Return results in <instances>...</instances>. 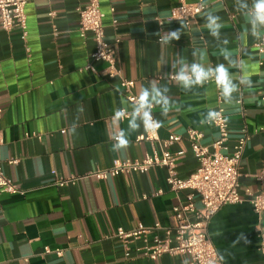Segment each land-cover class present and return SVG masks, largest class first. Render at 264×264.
<instances>
[{
	"label": "crops",
	"instance_id": "obj_1",
	"mask_svg": "<svg viewBox=\"0 0 264 264\" xmlns=\"http://www.w3.org/2000/svg\"><path fill=\"white\" fill-rule=\"evenodd\" d=\"M86 1L29 0L24 39L17 24L9 31L0 27V167L19 191L0 193V264H189L187 255L150 259L136 250L141 239L126 242L115 236L118 228L172 227V207L185 192L167 189L164 167L104 179L92 175L114 159H140L159 144L137 141L143 128L127 129L134 105L118 80L101 72L105 64L93 63L96 72L84 69L93 45L90 35L78 32L77 9ZM99 3L105 40L115 50L122 75L134 81V93L155 86L169 100L165 115L158 105L152 111L163 122L160 139L180 137L169 150L183 151L176 161L181 177L198 165L187 131H199V143L209 151L217 138L208 123L216 92L212 83L186 90L170 75L193 63L228 68L236 91L222 99L229 126L223 152L231 153L238 139L247 137L239 162L242 200L214 213L207 233L224 264H264V211H254L246 192L260 190L254 175L264 157V135L257 130L264 102V51L255 46L261 29L258 37L251 35L237 0H204V9L188 25L168 17L176 0ZM209 15L219 17L218 37L207 26ZM175 30L179 39L165 42ZM222 49L228 50V59ZM116 109L129 111L119 127L112 117ZM121 128L131 146L112 152V137ZM58 179L71 181L58 186ZM157 190L161 193L153 195ZM154 233L164 236L151 230L148 240Z\"/></svg>",
	"mask_w": 264,
	"mask_h": 264
},
{
	"label": "built area",
	"instance_id": "obj_2",
	"mask_svg": "<svg viewBox=\"0 0 264 264\" xmlns=\"http://www.w3.org/2000/svg\"><path fill=\"white\" fill-rule=\"evenodd\" d=\"M28 1L0 0V27L9 31L13 25L17 24L21 29L23 39L27 34L25 5ZM136 1L141 2V0ZM204 6V0H194L193 2L176 0V4L170 8L168 17L182 20L188 25L195 20ZM111 12H113L112 8ZM77 13L78 32L81 37L90 35L93 45L84 69L96 72L93 63H104L105 68L101 72L110 78H116L123 90L125 99L135 105L138 95L133 90L134 81L122 75L121 69L116 64L115 50L105 40L104 13L100 9L99 0H87L83 6L78 7ZM53 15V12L49 13L50 17ZM155 20L159 25H162L161 19L155 17ZM255 46L259 52L264 51V28H261ZM25 50L27 53L29 52L28 47ZM170 78H175V75H170ZM205 83H212L216 92V105L211 111L208 123L216 129L217 138L211 143V151H209L207 147L200 145L199 141L202 134L199 131L194 129L187 131V139L192 153L198 161V165L192 174L181 177L176 170V161L183 154V151L172 152L169 148L180 139L178 135L170 134L165 139H160L158 131L156 133H144V130L136 137V140L147 141L152 145L157 143L159 148L153 146L152 151L146 152L140 159H114L107 169H98L92 174L98 179H104L109 175L146 172L153 166L164 167L167 189L175 194L185 192L183 201L179 200L172 207L174 221L172 227L162 228L155 223L150 227L138 225L128 230L116 229L115 236L123 241L130 242L141 239L136 250L150 259H156L163 254L187 255L189 264H224L209 239L207 226L212 215L222 206L239 203L242 200L238 192L241 175L239 162L247 137L239 138L231 153L223 152L226 149L225 143L229 136L228 121L222 107L223 95L214 78ZM121 110L124 111L125 118L129 116V111ZM152 114L154 116L153 111ZM257 130L264 135V102L262 123ZM254 178L260 184V190L256 193H252L250 190H246V192L251 196L249 202L254 211L261 214L264 211V157L261 168L254 175ZM68 181L71 180L58 179L57 184L63 186ZM4 192L13 194L19 191L3 174L0 167V193ZM160 193L161 190H157L153 195ZM151 230L162 231L164 236L154 233L152 238L148 240L147 235L151 233ZM44 250V252H50L48 248ZM54 252L57 255L61 254L59 249L54 250ZM260 252L264 261V243L260 246Z\"/></svg>",
	"mask_w": 264,
	"mask_h": 264
},
{
	"label": "clouds",
	"instance_id": "obj_3",
	"mask_svg": "<svg viewBox=\"0 0 264 264\" xmlns=\"http://www.w3.org/2000/svg\"><path fill=\"white\" fill-rule=\"evenodd\" d=\"M237 3L240 9L245 10L244 15L247 17V22L250 25L251 35L253 37H258L259 29L264 28V0H252L251 4L242 2V0H237ZM207 21V26L210 29L211 35L218 37L219 29L222 27L218 22L219 17L209 15ZM179 35V30L172 31L164 37V41L167 42L170 39H179ZM225 43H227V41H225ZM221 54L224 55L225 59H228L229 53L227 49H222ZM211 78H214L223 97L226 100L230 99L232 93L236 91V85L233 84L228 68L224 64H219L215 68H205L201 64L193 63L190 66H182L175 75L176 82L186 90L193 86L203 85ZM154 105L160 106L161 115H165L168 110L169 100L158 87H142L136 97L132 115L127 118V129L138 131L143 128L144 133H156L163 126V122L157 120L153 116L152 107ZM112 117L116 121L117 127H119L122 122H125V113L123 110H113ZM72 131L75 132V127L72 128ZM112 139L115 141L110 148L112 152L117 148L126 150L132 143L126 134V130L123 128H121ZM53 234L56 235L55 232H53Z\"/></svg>",
	"mask_w": 264,
	"mask_h": 264
}]
</instances>
